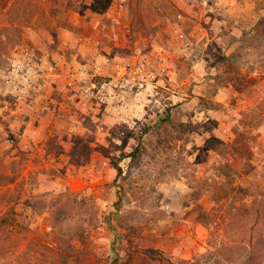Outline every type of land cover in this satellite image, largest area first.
<instances>
[{
  "label": "rangeland",
  "instance_id": "obj_1",
  "mask_svg": "<svg viewBox=\"0 0 264 264\" xmlns=\"http://www.w3.org/2000/svg\"><path fill=\"white\" fill-rule=\"evenodd\" d=\"M254 262L264 0H0V264Z\"/></svg>",
  "mask_w": 264,
  "mask_h": 264
},
{
  "label": "trees",
  "instance_id": "obj_2",
  "mask_svg": "<svg viewBox=\"0 0 264 264\" xmlns=\"http://www.w3.org/2000/svg\"><path fill=\"white\" fill-rule=\"evenodd\" d=\"M109 226H110V228H111V230H112V233H113V235L118 239L119 238V236H121V238H122V235H120L119 233H117V231L115 230V227L112 225V221L111 220H109ZM115 244V243H114ZM114 244H113V246H114ZM256 262V261H255ZM254 262V263H255ZM255 264H257V263H255Z\"/></svg>",
  "mask_w": 264,
  "mask_h": 264
}]
</instances>
